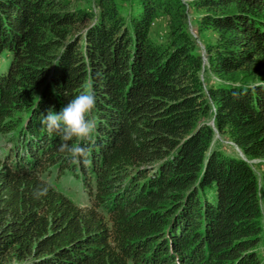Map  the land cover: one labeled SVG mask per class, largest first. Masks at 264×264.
I'll return each instance as SVG.
<instances>
[{"label":"trees","instance_id":"trees-1","mask_svg":"<svg viewBox=\"0 0 264 264\" xmlns=\"http://www.w3.org/2000/svg\"><path fill=\"white\" fill-rule=\"evenodd\" d=\"M74 2L0 0V264H264V0ZM84 90L74 163L40 116Z\"/></svg>","mask_w":264,"mask_h":264},{"label":"clouds","instance_id":"clouds-1","mask_svg":"<svg viewBox=\"0 0 264 264\" xmlns=\"http://www.w3.org/2000/svg\"><path fill=\"white\" fill-rule=\"evenodd\" d=\"M97 98L91 90H84L75 95L59 112L49 110L47 115L40 116L41 125L49 134L60 136V151L74 163L86 156L87 145L94 142L96 122L93 114L96 111ZM48 188L41 187L35 193L36 198L47 195Z\"/></svg>","mask_w":264,"mask_h":264},{"label":"rangeland","instance_id":"rangeland-1","mask_svg":"<svg viewBox=\"0 0 264 264\" xmlns=\"http://www.w3.org/2000/svg\"><path fill=\"white\" fill-rule=\"evenodd\" d=\"M73 1H75L74 3H76L78 6H84L91 2V0H73ZM191 17H192V22L190 26V32L195 38H197L196 28L198 23L197 21L194 20L195 15L192 12H191ZM159 32H163V31L159 30ZM159 32L156 31L155 33L151 34V39L153 41H157V37H159L157 33ZM154 34L155 35L157 34V37ZM198 43L203 49L202 55H203L204 64L206 65L207 60L204 51V46L202 43H200V41H198ZM9 63H10L9 56H7L6 54L0 55V71L2 72L6 71L9 66ZM213 147H218V148L223 147L224 151L227 152L228 154H233V155L237 154L243 156L242 152L235 145H232L230 139H228L227 137H221L219 134H216L214 138ZM0 154H2V152H0ZM251 163L258 164L260 163V161L253 160L251 161ZM45 180L56 191L64 194L67 198L72 200L76 205L80 207H85L90 205L89 201L87 200L88 198L86 195V191L84 190L82 183L80 182V180L76 179L70 172H66L64 175H58L56 173H53L51 176L46 177ZM259 251L261 257L264 259V244H262Z\"/></svg>","mask_w":264,"mask_h":264}]
</instances>
